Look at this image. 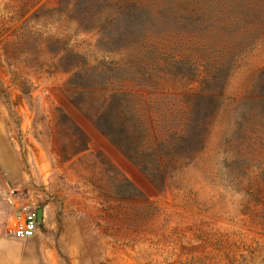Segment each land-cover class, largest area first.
I'll list each match as a JSON object with an SVG mask.
<instances>
[{"label":"rangeland","instance_id":"1","mask_svg":"<svg viewBox=\"0 0 264 264\" xmlns=\"http://www.w3.org/2000/svg\"><path fill=\"white\" fill-rule=\"evenodd\" d=\"M176 6L0 0V264H264V21L200 109L199 136L169 158L155 132L179 128L169 116L182 104L165 94L199 83L173 73L142 87L138 44ZM114 91L132 96L146 136L98 128L107 111L132 123ZM8 188L43 211L31 238L8 232Z\"/></svg>","mask_w":264,"mask_h":264},{"label":"trees","instance_id":"2","mask_svg":"<svg viewBox=\"0 0 264 264\" xmlns=\"http://www.w3.org/2000/svg\"><path fill=\"white\" fill-rule=\"evenodd\" d=\"M168 1H176L175 10L171 13L160 11L157 15L159 25L144 30L138 46L143 69L142 87L154 91L173 73V84L178 74H187L190 83H199L197 90H191L186 85L173 96L165 94L167 103L182 104V107L172 109L169 116L179 128L171 130L167 127L169 132L165 134L155 132L158 139L155 152L167 154L169 151L168 157L171 158L188 137L199 136L205 121V117L199 114L200 109L211 108L221 98L220 75L229 70L235 56L259 38L260 33L256 31L259 26L256 24L264 21V11L257 7L264 0H214V7L210 6V0H163L165 4ZM167 19L172 23L166 26ZM112 95L120 97L123 107H133L128 110L132 123H129L130 120L117 121L116 114L107 111L96 117L98 128L108 137L146 136L147 131L142 128L140 113L131 101L132 96L125 91H114ZM167 137L175 138L172 149L167 148ZM113 141L125 148L128 156L136 154V150L129 145L131 143L122 139ZM159 158L164 162V156L159 155ZM157 175L161 176V173L151 176Z\"/></svg>","mask_w":264,"mask_h":264},{"label":"built area","instance_id":"3","mask_svg":"<svg viewBox=\"0 0 264 264\" xmlns=\"http://www.w3.org/2000/svg\"><path fill=\"white\" fill-rule=\"evenodd\" d=\"M7 196L13 208V213L8 221L9 234L17 239L33 237L37 233L42 221L37 218L39 206L27 197L21 198L12 188H8Z\"/></svg>","mask_w":264,"mask_h":264},{"label":"water","instance_id":"4","mask_svg":"<svg viewBox=\"0 0 264 264\" xmlns=\"http://www.w3.org/2000/svg\"><path fill=\"white\" fill-rule=\"evenodd\" d=\"M37 218L39 220H42V209L41 208H38V210H37Z\"/></svg>","mask_w":264,"mask_h":264}]
</instances>
